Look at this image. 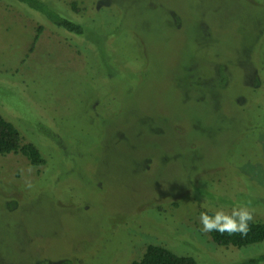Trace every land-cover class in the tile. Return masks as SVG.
Returning <instances> with one entry per match:
<instances>
[{
	"label": "rangeland",
	"instance_id": "374dc122",
	"mask_svg": "<svg viewBox=\"0 0 264 264\" xmlns=\"http://www.w3.org/2000/svg\"><path fill=\"white\" fill-rule=\"evenodd\" d=\"M42 1L85 31L0 0V115L45 160L0 155V264L263 254L199 216L264 223V0Z\"/></svg>",
	"mask_w": 264,
	"mask_h": 264
},
{
	"label": "trees",
	"instance_id": "16d2710c",
	"mask_svg": "<svg viewBox=\"0 0 264 264\" xmlns=\"http://www.w3.org/2000/svg\"><path fill=\"white\" fill-rule=\"evenodd\" d=\"M14 1L42 15L53 26L68 33L82 35L85 31L82 25L60 15L42 0ZM39 33L40 28H37L33 37V44L38 40ZM11 153L21 154L33 167H40L45 163L38 148L32 143H22L16 127L0 115V155ZM249 229L246 236H241L239 233L232 235L228 233L220 234L215 231L210 232L209 235L213 243L220 247L231 246L239 249L264 242L263 222L252 221L249 224ZM131 264H196V261L191 257L177 255L163 246L150 244L146 246L140 259L132 261ZM238 264H264V253L247 258Z\"/></svg>",
	"mask_w": 264,
	"mask_h": 264
},
{
	"label": "clouds",
	"instance_id": "9594fccd",
	"mask_svg": "<svg viewBox=\"0 0 264 264\" xmlns=\"http://www.w3.org/2000/svg\"><path fill=\"white\" fill-rule=\"evenodd\" d=\"M25 187L30 189L31 182H26ZM254 211L250 207L249 201L237 204L230 212H226L223 208L216 210L213 215L202 212L199 216L202 225L201 231L204 233L215 231L229 235L239 233L241 236H246L250 230L249 224L254 220Z\"/></svg>",
	"mask_w": 264,
	"mask_h": 264
}]
</instances>
